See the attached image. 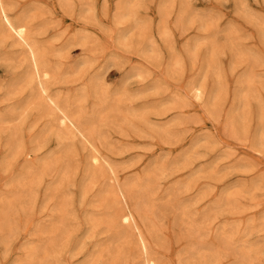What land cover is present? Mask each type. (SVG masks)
Instances as JSON below:
<instances>
[{
  "label": "rangeland",
  "instance_id": "1",
  "mask_svg": "<svg viewBox=\"0 0 264 264\" xmlns=\"http://www.w3.org/2000/svg\"><path fill=\"white\" fill-rule=\"evenodd\" d=\"M8 1L100 161L0 37V264H145L119 186L158 264H264V0Z\"/></svg>",
  "mask_w": 264,
  "mask_h": 264
},
{
  "label": "bare ground",
  "instance_id": "2",
  "mask_svg": "<svg viewBox=\"0 0 264 264\" xmlns=\"http://www.w3.org/2000/svg\"><path fill=\"white\" fill-rule=\"evenodd\" d=\"M62 1V0H61ZM68 2L67 0H64V2ZM71 2H70V5L69 4H67L68 6H71L72 8H73V4H72V0H70ZM80 1V0H79ZM85 2V1H84ZM89 2V1H88ZM87 2V3H88ZM60 3H62V2H60ZM73 6H72V5ZM89 4V3H88ZM82 5V4H81ZM80 5V6H81ZM134 5V4H133ZM138 5V4H137ZM137 5H135V6H137ZM67 6V9L69 8ZM85 6H87V5H85ZM132 6V5H131ZM134 6V7H135ZM139 6V5H138ZM65 7V6H64ZM70 7V8H71ZM87 8V7H86ZM163 8V7H162ZM13 5H11V3H9V1L8 0H0V37H2L3 39H6L7 37H12L13 38V40H15L16 41V43L24 50V52L27 54V57H28V62H29V67H30V70H31V72H30V75L28 76V79H30V80H35L34 82L35 83H37V85H36V87H37V99L38 100H42L43 102H45V104H48L51 108H53L57 113H58V115H60V117H61V124L60 125H62V126H65L66 127V129L68 128L72 133H73V135H74V137H77V140L78 139H80L83 143H85L88 147H90V149L92 150V152L93 153H95L94 154V156H91L92 158V160L94 161V163H98L99 161H100V159H99V154L98 153H100L99 151V149L95 146V144H94V142H93V136L94 137H96L95 136V129L94 128H90L88 125L86 126V125H84V124H82V122L80 121V119H82V118H78L74 113H72V112H70L69 110H67L66 109V107L67 106H70V104H72L73 103V100L72 99H70V98H62V97H59V96H55V95H52L51 94V91H50V86L48 85V83H49V80H51L52 79V77H56V76H60V77H62V74H65L63 71H62V69H61V67H58L59 69H57V68H54V66H53V64L51 65V63H50V58H49V56H51V55H49V51H48V49H47V47L45 46V45H43L44 44V41H43V44H41L42 43V41H41V43H40V41L38 42V40H36L33 36H32V30H31V28H32V23H31V19L29 18L30 17V15L28 16V15H20V16H18V17H13L12 16V12H13ZM124 9V8H123ZM122 9V10H123ZM163 10V9H162ZM22 11V10H21ZM28 11V10H27ZM26 11V12H27ZM124 11V10H123ZM134 11H137L136 9L134 10ZM165 10H163V12H164ZM28 13V12H27ZM26 13V14H27ZM124 14V13H123ZM133 15V14H132ZM131 17V16H130ZM137 21V20H136ZM138 22V21H137ZM165 28V27H164ZM36 30H37V28H36ZM41 31V30H40ZM166 33V32H165ZM168 35V34H167ZM166 35V36H167ZM77 36V35H76ZM82 36V35H81ZM165 36V37H166ZM41 40V39H40ZM72 40V39H71ZM75 40H76V38H75ZM7 41V40H6ZM52 42V41H51ZM69 43V42H68ZM45 44H46V42H45ZM48 44H49V42H48ZM55 43H53V45H54ZM64 44V43H63ZM75 44V42L74 41H71L70 43H69V45L70 46H72V45H74ZM47 45V44H46ZM52 45V44H51ZM65 46V45H64ZM85 46V45H84ZM63 47V46H62ZM77 47V46H76ZM56 49V48H55ZM61 49V48H60ZM19 50H21V49H19ZM22 52V51H21ZM17 54V53H16ZM21 54V53H20ZM19 54V55H20ZM57 56V55H56ZM3 57V56H2ZM5 57V56H4ZM18 57V56H17ZM10 58V57H9ZM8 57L6 58V60L7 59H9ZM11 58H13V57H11ZM22 58H24V57H21L20 56V59H19V62H20V60L22 59ZM61 59V58H60ZM13 61H14V59H12ZM11 60V61H12ZM3 61H5V59H3ZM2 61V62H3ZM13 61H12V63H13ZM16 61H17V59H16ZM59 62V61H58ZM17 63V62H16ZM20 63H22V62H20ZM15 64V63H14ZM61 64V63H60ZM19 65V64H18ZM55 65V64H54ZM25 66V65H24ZM53 66V67H52ZM80 66V65H79ZM83 66V65H82ZM71 67L72 66H70V69H71ZM77 67V66H76ZM73 68V67H72ZM79 68V67H78ZM56 69V70H55ZM67 70V69H66ZM77 70V69H76ZM28 72H29V69H28ZM66 72V71H65ZM73 72V71H72ZM71 72V73H72ZM27 73V72H26ZM76 73V72H75ZM24 74V73H23ZM29 74V73H28ZM68 77V79H70L69 78V76H67ZM21 78V77H20ZM54 79V78H53ZM57 79V78H56ZM61 80V79H60ZM69 81V80H68ZM64 82V81H63ZM14 83V82H13ZM65 83V82H64ZM22 84V83H21ZM27 84V83H26ZM57 85V84H56ZM30 86V85H29ZM55 86V85H54ZM19 87V86H18ZM31 87V86H30ZM22 88V87H21ZM54 88V87H53ZM4 89V88H3ZM18 89V88H17ZM25 89V88H24ZM31 89V88H30ZM14 90H16V89H14ZM29 90V89H28ZM196 90V94H198V95H201V94H203L202 93V90L201 89H195ZM14 92V91H13ZM32 91H30V93H31ZM33 92H35V91H33ZM53 92V91H52ZM8 93V92H7ZM18 93V92H17ZM63 93V92H62ZM81 93V92H80ZM83 93V92H82ZM216 93V92H215ZM22 94V93H21ZM20 94V95H21ZM54 94V93H53ZM66 94V93H65ZM68 94V93H67ZM31 95H33V94H31ZM68 96H69V94H68ZM67 97V96H66ZM82 97V96H81ZM9 98V97H8ZM84 98V97H83ZM86 98V97H85ZM84 98V99H85ZM198 98V97H197ZM29 99V98H28ZM36 99V100H37ZM35 100V99H34ZM33 100V101H34ZM81 100V99H80ZM85 101V100H84ZM28 102V101H27ZM31 102V101H30ZM39 102V101H38ZM87 102V101H86ZM29 103V102H28ZM27 103V104H28ZM37 103V102H36ZM31 104H32V102H31ZM45 104H43L42 106L43 107H45L44 105ZM29 105V104H28ZM33 105H34V103H33ZM26 106V105H25ZM24 106V107H25ZM29 106H31V105H29ZM29 106H28V109H29ZM102 106V105H101ZM33 107H35V106H33ZM32 107V108H33ZM21 108V107H20ZM26 108V107H25ZM37 108V107H36ZM48 109H49V107H48ZM69 109V108H68ZM25 110H27V109H25ZM19 110H17V112H18ZM21 111V110H20ZM24 111V110H23ZM54 111V112H55ZM94 112V111H93ZM86 113V112H85ZM103 114H104V112H102ZM17 114H19V113H17ZM22 114V113H21ZM83 114V113H82ZM84 115V114H83ZM16 116V115H15ZM18 116V115H17ZM84 116H86V115H84ZM103 116V115H102ZM6 117V116H5ZM10 117V116H9ZM14 117V116H13ZM93 117V119H94V116H92ZM52 118L54 119V117L52 116ZM56 118H57V115H56ZM91 118V117H90ZM15 119H16V117H15ZM14 119V120H15ZM2 120V119H1ZM4 120H6V119H4ZM104 120V119H103ZM235 121H236V119H234ZM233 120V121H234ZM55 122V121H54ZM9 123V122H8ZM58 124V123H57ZM53 125V124H52ZM51 125V126H52ZM59 125V124H58ZM239 125H241V124H239ZM233 126H234V124H233ZM237 128V127H236ZM47 130H48V128H47ZM236 130V129H235ZM235 130L233 131L232 130V133H238V132H235ZM15 131V130H14ZM231 132V131H230ZM16 133V132H15ZM49 133V132H48ZM72 133H69V134H72ZM58 134V133H57ZM13 137H15V135L13 134L12 135ZM45 136H46V134H45ZM70 136V135H69ZM69 136L67 137L66 136V138H69ZM98 137V136H97ZM72 138H73V136H72ZM100 138V137H99ZM10 139V138H9ZM57 139L59 140V147L61 146H63L64 145V139H65V137L63 136V135H60V134H58L57 135ZM72 140V139H71ZM21 141V140H20ZM22 144V143H21ZM14 145V144H13ZM61 147H60V149H61ZM14 148L16 149V150H18V149H21V147H20V145L18 144H16L15 143V145H14ZM22 152V151H21ZM26 152H27V150H26ZM62 152H64V149L62 150ZM55 153H57V152H55ZM59 153V152H58ZM64 154V153H63ZM61 155V154H60ZM57 156V155H56ZM54 159V158H53ZM63 159V158H62ZM93 161L91 162V163H93ZM46 165H48L49 166V163L47 164L46 163ZM58 165V164H57ZM94 165V164H93ZM59 166H60V164H59ZM50 167V166H49ZM61 167V166H60ZM43 168V167H42ZM110 168V170H112V171H114L113 169H112V167L110 166L109 167ZM50 169V168H49ZM67 171V170H66ZM89 172V171H88ZM66 174V173H65ZM87 175V174H86ZM89 175H90V172H89ZM93 175V174H92ZM95 175V174H94ZM94 175H93V177H94ZM64 176V175H63ZM56 177V176H55ZM87 177V176H86ZM93 177H92V179H93ZM99 177V176H98ZM57 178V177H56ZM66 178H67V176H66ZM88 179V178H87ZM195 179V178H194ZM94 180V179H93ZM89 181V180H88ZM91 181V180H90ZM96 181V180H95ZM65 182H67V181H65V178H64V182H62L61 184H63V183H65ZM36 183V182H35ZM60 184V185H61ZM135 184V183H134ZM133 184V185H134ZM140 184V183H139ZM148 184V183H147ZM132 185V186H133ZM136 185V184H135ZM63 187V186H62ZM130 188V187H129ZM25 190V189H24ZM114 191V190H113ZM141 191V190H140ZM156 191V190H155ZM117 193H118V197H120L121 199H120V201L122 200V202L124 203V205H125V211H124V213H123V215H121V217H122V221L124 222V223H127V224H130V223H135V225H136V230L138 231V236H137V238H138V240H139V244H140V247L142 248V251H143V253H144V255H145V258H144V260L143 261H145V264H158L157 263V261L154 259V258H152L151 256H150V254H149V246H148V243H147V239H146V237H145V235L143 234V232L140 230V228L138 227V225H137V214H136V212L133 210V208L131 207V204H130V197H129V194H128V192H127V190H125L124 188H122V187H120L119 186V188H118V190H117ZM114 195V194H113ZM112 195V196H113ZM115 196V195H114ZM32 197H33V195H32ZM8 199V198H7ZM134 199V198H133ZM26 204V203H25ZM24 207L26 206V205H23ZM22 206V207H23ZM147 208V207H146ZM27 209V208H26ZM147 211V210H146ZM26 213V212H25ZM119 213V212H118ZM120 214V213H119ZM62 215V214H61ZM146 214H144V216H145ZM105 216V215H104ZM146 217L148 218V216L146 215ZM58 218V217H57ZM103 218V217H102ZM114 218V217H113ZM147 218H145L146 220V222H147ZM150 218V217H149ZM108 219H110V218H108ZM95 220V219H94ZM101 220V219H100ZM119 220V219H118ZM97 221V220H96ZM99 221V220H98ZM102 221H103V219H102ZM105 221H108V220H105ZM143 221V220H142ZM111 222V221H110ZM114 222V221H113ZM109 223V222H108ZM115 224H116V222H114ZM105 224H106V222H105ZM105 224H104V226H105ZM121 224V223H120ZM126 224V225H127ZM143 224V223H142ZM145 224V223H144ZM47 225V224H46ZM101 225H103V223H101ZM107 225V224H106ZM110 225V224H109ZM114 225V224H113ZM118 225V224H117ZM117 225H114V226H117ZM120 226V225H119ZM144 226V225H143ZM106 227V226H105ZM146 227V226H145ZM53 228V227H52ZM108 228V227H107ZM110 228V227H109ZM150 228V227H149ZM93 230H94V227L92 228ZM91 229V230H92ZM110 229H114L113 227L112 228H110ZM63 230V229H62ZM64 231V230H63ZM123 231H124V229H123ZM125 232V231H124ZM63 233V232H62ZM126 233V232H125ZM123 234V233H122ZM129 234V233H128ZM58 235H59V233H58ZM191 235H192V233H191ZM129 236V235H128ZM128 236H127V238H128ZM146 236H147V234H146ZM193 237V236H192ZM60 238V237H59ZM123 238V236L120 238V241H121V239ZM59 240V239H58ZM224 241V240H223ZM127 243H128V241H127ZM226 243V242H225ZM111 244H113V243H111ZM62 245V244H61ZM123 245V244H122ZM129 245V244H128ZM114 246V245H113ZM121 246V245H120ZM56 247V246H55ZM139 247V246H138ZM128 248V247H127ZM113 249H115V247L113 248ZM123 249H125V251H126V247L125 248H123ZM151 250V249H150ZM189 251L191 250V248H189L188 249ZM194 250H196V253L199 251V253L200 252H203V251H200L199 249L197 250V247L195 246V248H194ZM194 250H192L193 252H195ZM251 250V249H250ZM54 251V250H53ZM61 251H65V250H61ZM118 251V250H117ZM119 251H120V247H119ZM118 251V252H119ZM129 251V250H128ZM46 253H47V250L45 251ZM115 252V251H114ZM117 252V253H118ZM151 252V251H150ZM205 252V251H204ZM208 252H210V251H207V253ZM121 253H123V252H121ZM120 253V254H121ZM188 253V252H187ZM187 253H186V255H187ZM211 253V252H210ZM112 254V253H111ZM124 254V253H123ZM122 254V255H123ZM129 254V253H128ZM48 255V254H47ZM46 255V256H47ZM50 255V254H49ZM53 255V254H52ZM95 255V254H94ZM114 256L113 257H115L116 255L115 254H113ZM126 255H127V253H126ZM126 255H124V256H126ZM153 255V254H152ZM190 255V254H189ZM197 255H198V253H197ZM196 255V257H198ZM204 255H205V253H204ZM210 255V257H212L211 255L212 254H209ZM208 254H206V257H205V259H209L210 257H207V256H209ZM93 256V255H92ZM96 256V255H95ZM188 256V255H187ZM192 256V255H191ZM200 256H201V253H200ZM220 256H221V254H220ZM94 257V256H93ZM111 257H112V255H111ZM202 257V256H201ZM201 257H200V261H201ZM204 257V256H203ZM58 258H59V256H58ZM95 258V257H94ZM119 258V257H118ZM121 259H123V257L121 256L120 257ZM188 258H190L189 256H188ZM199 258V257H198ZM217 258V257H216ZM50 259H52V258H50ZM93 259V258H92ZM111 259H112V263H113V258H110V261H111ZM128 259V258H127ZM126 259V260H127ZM185 259H187V257L185 258ZM185 259L183 260L182 259V261H184L185 262ZM204 259V258H203ZM202 259V260H203ZM249 259V258H248ZM94 260V259H93ZM188 260H190V259H188ZM214 260H217V259H214ZM244 260V259H243ZM54 261V260H53ZM109 261V260H108ZM109 261V263L111 264V262ZM123 261H124V259H123ZM207 261V260H206ZM209 261V260H208ZM57 262V261H56ZM127 261H124V264L126 263ZM196 262H198V261H196ZM108 263V264H109ZM186 263V262H185ZM195 263V260H194V262H193V264ZM204 262H202V264H203ZM56 264V263H55ZM89 264V263H88ZM118 264V263H117ZM195 264H197V263H195ZM199 264V263H198ZM206 264H207V262H206ZM213 264V263H212ZM249 264V263H248Z\"/></svg>",
  "mask_w": 264,
  "mask_h": 264
}]
</instances>
